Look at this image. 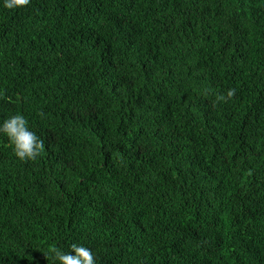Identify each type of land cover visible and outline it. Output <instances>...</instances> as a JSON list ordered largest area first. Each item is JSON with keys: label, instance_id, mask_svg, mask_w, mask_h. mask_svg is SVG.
I'll use <instances>...</instances> for the list:
<instances>
[{"label": "trees", "instance_id": "1", "mask_svg": "<svg viewBox=\"0 0 264 264\" xmlns=\"http://www.w3.org/2000/svg\"><path fill=\"white\" fill-rule=\"evenodd\" d=\"M17 113L44 147L0 135V264H264V0L0 3Z\"/></svg>", "mask_w": 264, "mask_h": 264}, {"label": "clouds", "instance_id": "2", "mask_svg": "<svg viewBox=\"0 0 264 264\" xmlns=\"http://www.w3.org/2000/svg\"><path fill=\"white\" fill-rule=\"evenodd\" d=\"M0 3L4 9L18 10L27 7L30 0H0ZM0 135L7 137L14 156L21 162L35 161L43 151V140L30 130L23 114L17 113L0 122ZM53 259L54 264H96L92 251L76 244L71 245L67 253L59 249L54 250Z\"/></svg>", "mask_w": 264, "mask_h": 264}]
</instances>
